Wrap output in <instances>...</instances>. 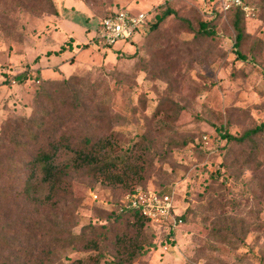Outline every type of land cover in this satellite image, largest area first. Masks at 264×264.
Instances as JSON below:
<instances>
[{"label":"rangeland","instance_id":"rangeland-1","mask_svg":"<svg viewBox=\"0 0 264 264\" xmlns=\"http://www.w3.org/2000/svg\"><path fill=\"white\" fill-rule=\"evenodd\" d=\"M241 1L238 58L234 8L222 0H0V264H21L17 247L33 244L38 261L30 264H264V134L244 143L221 137L264 122V0ZM167 6L176 14L158 32L144 28L113 47L93 41L110 12L142 11L150 19ZM182 19L194 29L208 21L214 35L196 39ZM36 70L59 80L47 93L77 112L70 124L77 135H110L118 142L112 155L151 142L153 164L138 185L174 190L176 211L185 208L178 228L129 226L114 211L126 190L73 169L66 151L56 159L68 164L58 189L41 182L39 167L29 181L45 136L23 133L41 86ZM20 73L30 77L17 82ZM45 224L99 247L55 243L52 254H42L47 242L27 236ZM110 230L125 231L126 246L117 247Z\"/></svg>","mask_w":264,"mask_h":264},{"label":"trees","instance_id":"trees-1","mask_svg":"<svg viewBox=\"0 0 264 264\" xmlns=\"http://www.w3.org/2000/svg\"><path fill=\"white\" fill-rule=\"evenodd\" d=\"M51 2V7L53 8V13H57V9L53 6ZM233 13V30L235 32V42L234 46L236 47V56L242 58L243 55L237 48L241 44V41L244 36V25H243V14L239 6H234ZM116 11L110 12L105 16H109ZM176 10L167 6L165 10L160 15L152 16L150 19L147 18L144 26L139 29L143 31L144 28L148 29L151 33L158 32L160 24L170 15H175ZM104 16V17H105ZM103 18V17H102ZM100 18L99 21L102 19ZM154 18V20H152ZM98 21V23H99ZM182 22L188 24L190 31L194 34L196 39L202 37H211L214 35V29L210 26L208 21L198 22L197 28L194 29L190 26V21L188 19H182ZM97 23V24H98ZM147 35L146 42L147 45H153V39L150 41ZM131 40V39H130ZM129 40V41H130ZM93 41L103 46L97 37L93 38ZM150 42V43H149ZM83 46L86 47V44ZM37 80L40 83V90L37 94V98L34 101L33 114L27 119H23L25 122V130L23 133L27 134L28 137L33 138L34 140L40 139V135L45 133L42 142L37 143V148L34 152L32 159L30 160L31 170L29 181L32 179L35 169L39 167L41 171V182L48 186L51 193L54 189H58L60 185L65 182V177L67 175L68 164H56V159L61 151H66L72 155V167L78 171H85L86 174L93 176L94 178H99L104 183L114 186L124 188L126 190L123 195L128 192H131L137 186L148 188L147 186L138 185L143 183L146 177V173L152 167L153 160L149 159L151 154L150 143L143 144L141 140H138L132 143L128 148L123 152L117 155H112L111 152L115 146L118 145V142L111 137L110 135L104 136L101 138H92L86 134L77 135L79 131L75 127H70V124L77 115V112L70 110L67 107L59 106L60 104L56 101V96L51 93H47V88L59 82L58 79H42L40 73L36 70ZM29 75L25 73L17 74L14 77V80L17 82H23L26 78H29ZM72 75L65 78V82L68 83ZM41 80H44L41 81ZM48 94L50 99L43 100ZM93 121L102 122L101 118L98 115L94 114L90 116ZM10 121V120H8ZM18 128L17 120L13 121ZM29 124V125H28ZM101 129V128H100ZM99 129V130H100ZM258 134H264V122L259 125L246 130L239 137L232 136L228 133L221 134L222 138L226 140H234L235 143H244L245 141H253V137ZM16 144H19V141L15 139ZM133 179V180H132ZM25 182L24 192H28L30 184ZM137 185V186H136ZM163 191L165 189H158ZM47 196V200H50L52 194ZM122 195V196H123ZM117 217H121L122 220L128 223L129 226H136L137 228H142L145 224H149L148 220L142 216L136 210H114ZM185 213V208L182 212L179 213L178 217L183 220ZM56 226V225H55ZM54 225L45 224L41 226L40 229L27 238L35 242L45 240L47 242L46 248H41L40 253L49 256L53 253V250L50 249V246H53L55 243L59 244L62 247H67L71 245H81L86 249H97L99 244L96 240L86 239V236L83 235H73L69 233L67 236L63 235V230H58ZM30 231V230H29ZM68 231H64V233ZM125 231L121 233L113 232L110 230L107 232L108 235H111L114 243L117 247L126 246L128 243V236ZM31 231L26 234L30 235ZM170 233H167V235ZM39 238L36 240V238ZM18 254L23 258L21 264H30L32 262H37L38 259L34 255L35 244L31 246L17 247ZM127 253H129L127 251ZM131 255V253H129ZM132 256V255H131ZM81 259H74L69 264H81Z\"/></svg>","mask_w":264,"mask_h":264},{"label":"built area","instance_id":"built-area-1","mask_svg":"<svg viewBox=\"0 0 264 264\" xmlns=\"http://www.w3.org/2000/svg\"><path fill=\"white\" fill-rule=\"evenodd\" d=\"M224 9L240 6L241 0H222ZM147 19L146 12L116 11L103 17L97 24L96 37L105 47H113L116 43L126 42L141 29ZM97 199L96 193H91ZM175 192L172 189L155 190L137 186L122 197L119 210H136L144 216L148 223L163 226L174 231L183 220L176 211Z\"/></svg>","mask_w":264,"mask_h":264}]
</instances>
